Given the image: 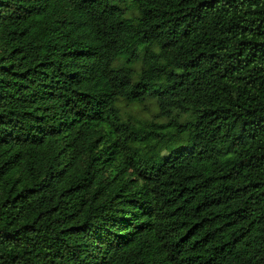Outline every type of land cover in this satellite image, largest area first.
Listing matches in <instances>:
<instances>
[{"label":"trees","instance_id":"1","mask_svg":"<svg viewBox=\"0 0 264 264\" xmlns=\"http://www.w3.org/2000/svg\"><path fill=\"white\" fill-rule=\"evenodd\" d=\"M0 264H264V0H0Z\"/></svg>","mask_w":264,"mask_h":264},{"label":"rangeland","instance_id":"2","mask_svg":"<svg viewBox=\"0 0 264 264\" xmlns=\"http://www.w3.org/2000/svg\"><path fill=\"white\" fill-rule=\"evenodd\" d=\"M126 110L130 112L131 114L142 117V118H149L159 121H166L169 117L158 114L155 105L152 103V100L148 99L144 103L141 104H135V105H129L126 107ZM180 117H184V115H181ZM169 169V163L168 162H162L160 164V173L165 174Z\"/></svg>","mask_w":264,"mask_h":264}]
</instances>
